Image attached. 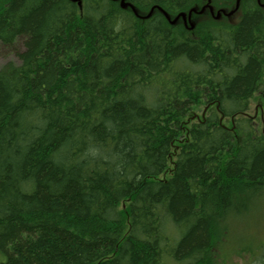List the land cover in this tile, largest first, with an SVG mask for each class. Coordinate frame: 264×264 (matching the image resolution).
<instances>
[{"label":"trees","instance_id":"1","mask_svg":"<svg viewBox=\"0 0 264 264\" xmlns=\"http://www.w3.org/2000/svg\"><path fill=\"white\" fill-rule=\"evenodd\" d=\"M126 1L138 15L0 0V43L24 44L0 70L1 264H228L218 238L264 196V133L245 116L264 8L244 0L239 23L191 32L162 11L207 0Z\"/></svg>","mask_w":264,"mask_h":264},{"label":"rangeland","instance_id":"2","mask_svg":"<svg viewBox=\"0 0 264 264\" xmlns=\"http://www.w3.org/2000/svg\"><path fill=\"white\" fill-rule=\"evenodd\" d=\"M214 10V16H216L217 11L221 9L214 7ZM207 12V10L204 11L198 18L194 17L193 14L191 23L188 21L185 24L186 27L192 32L197 24H203L210 18L222 25H235L241 19V11L239 10L232 17L222 16L219 20L215 19L214 16H209V12L208 16H201L207 14ZM192 25L193 28H191ZM23 49L24 44L22 40H17L11 46L0 43V70L8 63L18 64V54ZM254 99L255 97L252 98L250 103L251 114L254 113L256 105ZM204 108L205 106H202L199 110H196V113L200 117ZM224 123L227 127L231 126L229 119H226ZM258 128L261 132L262 127L260 126ZM216 253L220 257L218 260L220 263L225 261L228 264H252L253 262L255 264H264V196L253 205L246 215L228 222L226 228L223 230V235L217 240ZM5 260V253L0 250V264Z\"/></svg>","mask_w":264,"mask_h":264},{"label":"water","instance_id":"3","mask_svg":"<svg viewBox=\"0 0 264 264\" xmlns=\"http://www.w3.org/2000/svg\"><path fill=\"white\" fill-rule=\"evenodd\" d=\"M71 1L78 3L79 7H82V0H71ZM112 1H115V0H112ZM207 1H208L207 4L200 11H198L196 9H192L188 14L181 13L180 15H178L173 20L164 11H162V9H160V8L159 9H160V11H162V13L166 16V18L168 19V21L171 24L177 23L180 19H182L186 24L188 21L190 22L193 14H202L206 10H209L211 12L212 16H214L215 10H214V7L211 5V0H207ZM242 1H244V0H236V5L231 11H226L225 9L218 10L216 13V16H214V18L219 20L222 16L231 17V16L235 15L239 10ZM257 1L260 4V6L264 8V4L261 3V0H257ZM120 3H121V6L123 8L129 7L137 14L133 5L128 3L126 0H120ZM153 11H154V9H152L151 12L147 16H145L144 18H149L152 15ZM191 28H193V25L191 26ZM203 117H204V114H203Z\"/></svg>","mask_w":264,"mask_h":264},{"label":"flooded vegetation","instance_id":"4","mask_svg":"<svg viewBox=\"0 0 264 264\" xmlns=\"http://www.w3.org/2000/svg\"><path fill=\"white\" fill-rule=\"evenodd\" d=\"M208 12H209L210 16H212V14H211V12L209 10H208ZM190 22H191V20H190ZM207 93H212V92L207 91ZM253 93H256L254 95V97H255L254 101L256 102L255 109H254V113L251 114V112H250L251 105H250V108H249L248 112L245 113V116L248 119L252 120L253 123H255L257 127H260L261 126L262 127L261 130L264 133V81L262 82L260 88L258 90H256L255 92H253ZM229 121H230V124H232V126H234L235 119H233L231 117V118H229Z\"/></svg>","mask_w":264,"mask_h":264}]
</instances>
